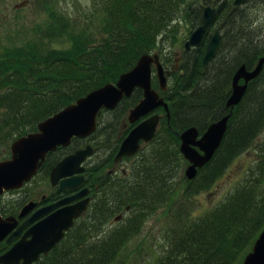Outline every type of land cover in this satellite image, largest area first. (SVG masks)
<instances>
[{"label": "trees", "instance_id": "1", "mask_svg": "<svg viewBox=\"0 0 264 264\" xmlns=\"http://www.w3.org/2000/svg\"><path fill=\"white\" fill-rule=\"evenodd\" d=\"M232 1L91 0L85 25L51 9L48 22L37 27L35 40L0 50V150L17 137L36 131L40 121L91 90L115 83L141 55L157 50L168 68L174 60L172 48L181 50L180 69L170 75L167 91L160 92L169 119L162 107L155 110L161 115L156 135L133 157L127 177L113 179L106 169L113 165L121 140L133 127L124 128L123 123L141 99L142 90L136 88L113 110L101 112L91 138L97 147L94 155L102 152V156L87 165L85 173L98 193L60 243L34 264H113L146 218L171 202L177 190L174 178L187 164L179 151L177 133L195 126L201 134L227 114L225 102L235 70L241 64L250 69L264 56V26L256 17V7L264 0H245L236 6ZM209 4L217 8L213 25L218 27L212 25L198 46L184 49V41L201 23L203 7ZM183 26L187 33L181 34ZM215 29L220 31V47L204 65L206 45ZM60 40L68 41V47L45 46L46 41ZM152 86L158 90L154 75ZM106 113L111 116L103 121ZM263 129L264 65L233 108L211 160L198 169L194 179L185 180L179 199L187 206L171 212L162 250L148 264H241L264 227L263 178L245 179L224 201L195 213V217L187 210L193 197L209 189L251 148ZM81 141L74 139L69 147L50 153L41 173L47 176L66 153L81 146ZM262 162L264 158L257 166ZM18 208L1 205V213L16 214ZM123 213L127 214L121 222L106 227ZM10 246L2 241L0 254Z\"/></svg>", "mask_w": 264, "mask_h": 264}, {"label": "water", "instance_id": "2", "mask_svg": "<svg viewBox=\"0 0 264 264\" xmlns=\"http://www.w3.org/2000/svg\"><path fill=\"white\" fill-rule=\"evenodd\" d=\"M244 1L234 0L233 5ZM216 12V8L211 5L203 7L202 21L184 41L185 49L196 47L202 42L208 28L214 22ZM219 47L220 32L216 29L207 42L203 56L204 65L216 56ZM173 56V63L169 68H165L157 50L141 55L130 70L119 75L115 83H106L91 90L39 122L35 132L13 140L9 146L10 157L0 160V197L4 192L19 189L29 182L43 165L47 154L59 147H67L73 138L89 137L96 130L97 119L102 110H113L123 98H129L133 91L139 88L142 90V98L128 111L126 117L130 124H136L121 141L113 161L118 163L123 157L134 156L142 144L149 143L156 135L161 116L150 113L162 107L169 119L167 103L159 91H167L169 76L180 69V52L175 51ZM263 65L264 56H261L252 68L248 69L245 64H241L235 70L230 94L225 102L229 112L211 122L201 135L195 126L177 133L180 139L179 151L188 162L184 169V177L187 180L194 179L198 169L213 157L224 138L233 108L242 100L248 83L260 74ZM153 74L157 80L158 90L152 87ZM145 116L148 117L140 120ZM95 150L96 148L87 144L64 156L50 170V184L58 185L59 191L77 187L84 179L83 163ZM87 192L88 189L83 188L71 197L39 209L20 225L18 219L27 215L34 208L35 202L25 204L17 216H3L0 211V242L5 239L9 243L18 237L7 251L0 254V264H33L41 255H47L63 239L74 221L86 211L89 198L85 197L71 204L66 203L77 197H84ZM59 205L61 206L49 215L30 225L21 235L25 226L35 221L45 211ZM241 264H264V227Z\"/></svg>", "mask_w": 264, "mask_h": 264}, {"label": "rangeland", "instance_id": "3", "mask_svg": "<svg viewBox=\"0 0 264 264\" xmlns=\"http://www.w3.org/2000/svg\"><path fill=\"white\" fill-rule=\"evenodd\" d=\"M89 7H91V0H0V50L5 46H18L26 41L35 40L37 27L48 22L51 9L67 13L75 18V21L85 25V15L89 13ZM256 8L258 24L264 26V2H260ZM217 27L218 24L215 23L213 28ZM181 31V34L187 33L185 26L181 28ZM68 45L69 42L66 40L45 42L47 48H66ZM172 50L179 51V47L176 46ZM110 116L108 113L104 114L103 121L108 120ZM92 141V138L87 141L82 140L80 147L86 142L91 143ZM10 143L0 150V160L9 158ZM262 148H264V129L256 137L251 148L239 155L209 189L193 197L187 210H190V216L195 217V213L200 214L212 209L224 201L247 178L253 176L263 178L261 187L264 188V162L257 166V162L264 158V154L261 153ZM101 154L102 152L90 157L85 165L92 164L99 156H102ZM132 161L133 159L124 160V167L130 166ZM185 167L186 165L174 178L177 190L171 202L159 207L146 218L140 232L128 241L122 249L119 259L113 264H148L161 252V246L165 242L164 237L171 225L170 216L173 210L187 206L186 202L181 205V199H179V192L186 180L184 177ZM49 191L48 178L40 173L21 189L5 192L1 198V205L7 207L18 205V212L24 203L36 200L40 195ZM126 214L123 213L118 221L110 220L106 227L109 228L110 225L114 226L121 222Z\"/></svg>", "mask_w": 264, "mask_h": 264}, {"label": "flooded vegetation", "instance_id": "4", "mask_svg": "<svg viewBox=\"0 0 264 264\" xmlns=\"http://www.w3.org/2000/svg\"><path fill=\"white\" fill-rule=\"evenodd\" d=\"M124 160L125 159H123L120 163L113 164L111 167H108L106 169V171L108 172V174L110 175L111 178H113V179H119V178L127 177L128 176V170H129V167L130 166H128L127 168H125L124 165H123ZM86 167L87 166H85V171L83 172L84 179H83V181L77 187H75L73 189H65V190L59 191L58 190V185H55V186H51L50 185V191L49 192H47L46 194H42V195H40V197H38V199L33 200L35 202L34 208L27 215H25L24 217L18 219V225L22 224L35 211H37L39 209H42L44 207H47L48 205L54 204L56 202H59L60 200L65 199L67 197H71V196L77 194L83 188H87L88 189V192H87L86 196L89 197V204H88V208H89L91 206V203L94 201L95 196L97 195L98 192H97V186H94L93 188H91V186L89 184L88 178H87V176L85 174L86 173ZM83 198L84 197H77L75 199L70 200L66 204L75 203V202H77V201H79V200H81ZM60 206L61 205L56 206V207H53L52 209H50V210L45 211L44 213H42L38 218L35 219V221H33L32 223H30L29 225L25 226L22 229L21 235L25 232V230L30 225H32L36 221H38V220L46 217L47 215H49L51 212H53L54 210H56Z\"/></svg>", "mask_w": 264, "mask_h": 264}]
</instances>
